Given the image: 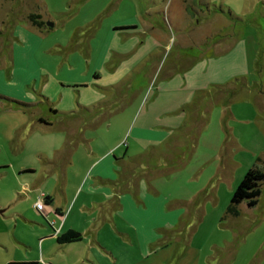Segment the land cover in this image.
<instances>
[{
    "label": "rangeland",
    "instance_id": "374dc122",
    "mask_svg": "<svg viewBox=\"0 0 264 264\" xmlns=\"http://www.w3.org/2000/svg\"><path fill=\"white\" fill-rule=\"evenodd\" d=\"M133 1L135 11L153 22L168 46L157 72L138 80L131 99L113 104L126 105L127 111H132L140 97L149 94L158 71L171 63L173 69L186 70L193 65L186 71H192L187 80L200 83L208 78L207 72L202 75L203 63L213 60L221 48L231 49L223 61L231 68L230 74L226 70L220 79L232 77L231 83L197 110L191 109L185 144L173 152L168 150L170 160L164 162L158 151L138 159V175L132 177L137 184L141 175V188L130 187L123 213L125 226H131V231L123 227L117 233L111 223L103 229L104 240L117 249L115 255L87 253L79 243L72 244L77 249L71 253L60 247L48 257L39 247L34 248L43 232L42 224L47 223L33 204L56 185L55 171L47 174L50 165H45L44 159L49 156L58 163L63 157L53 151L56 145L49 137L63 134L71 123L44 112L53 124H39L13 103L0 99V264H264V182L255 206L248 207L242 201L237 215L226 212L246 171L264 166V0ZM107 2L113 5L117 0H0V95L13 98L9 93L19 94L18 87L10 86L11 81L23 84L30 95H38L32 86H26L25 81L33 76L25 73L21 57H17L14 69L8 58L11 40L16 38L11 33L14 24L24 25L29 14L39 13L56 22L58 28L69 20L71 29H81L91 18L117 24L128 19L125 11L132 13L126 4L114 9ZM100 129L104 128L90 131L95 149ZM120 134L121 128L110 134V140ZM121 145L119 155L126 149ZM148 156L156 160L154 165L147 163ZM186 159L189 163L184 165ZM25 167L31 171L23 172ZM206 182L210 186L198 191ZM139 199L150 204L155 201L156 206L162 200L174 205L164 218L157 214L158 224H166L163 229L142 228L146 215L129 210ZM180 200H184L182 217L175 207ZM86 213L81 220H87ZM33 258L37 262L31 261Z\"/></svg>",
    "mask_w": 264,
    "mask_h": 264
},
{
    "label": "crops",
    "instance_id": "0c3cea01",
    "mask_svg": "<svg viewBox=\"0 0 264 264\" xmlns=\"http://www.w3.org/2000/svg\"><path fill=\"white\" fill-rule=\"evenodd\" d=\"M121 4H126L132 13L125 11L128 19L117 24L95 17L86 21L81 29H71L69 20L59 28L56 22L52 26L38 28L23 21L24 25L16 23L11 30L12 35H16L11 40L8 53L11 66L14 69L17 57H21L25 73L33 76V79L25 81L26 86H32L38 95H30L23 84L11 81L10 86L18 87L19 94L9 93L13 98H7L28 101H22L32 105L27 109L16 108L33 116L34 122L39 124H42L38 122L39 118L51 123L42 125L53 124L44 116V112L59 117L62 122L67 120L71 123V128L63 131V134L49 137L56 145L53 151L63 157L58 163L49 156L45 157L44 164L50 165L46 172L55 171L56 185L52 192L41 193L37 199L45 203L46 196L51 198L49 204L45 203L44 211L34 207L47 223L42 224L43 232L37 237L34 248L39 247L47 257L60 247L71 253L77 249L72 245L75 243L82 244V251L87 253L115 255L117 249L104 240L103 229L107 223H111L117 233L124 228L131 231V226H125L123 213L125 199L130 198V195L127 197L131 192L130 187H137L139 191L141 188V175L137 184L133 180L134 175H138V159L158 151L162 152L164 162L170 160L172 153L168 150L173 152L185 144L184 135L188 131L191 109L197 110L203 101L220 95L221 87L231 83L232 77L220 79L226 70L230 74L231 68L223 63L231 49L221 48L213 60L208 59L203 63L202 75L207 72L208 78L200 83L187 80V75L192 71H186L192 69L193 65L184 70V67L173 69L171 63L164 71H158L149 94L145 98V95L140 97L136 108L127 111L126 105L117 107L118 104H113L115 101H125L134 96L130 94L138 87L139 79L151 77L157 72L162 53L168 46L164 35L152 25L153 22L145 21L142 18L144 14L135 11L133 0H117L113 5L107 2L114 9ZM41 19L45 24L49 22L42 16ZM33 70H36V74ZM11 80H14L13 74ZM99 128L104 129L98 131L101 133L95 149L90 131ZM120 128L122 134L110 140V134ZM121 144L126 145V149L119 155L117 151ZM193 146L196 147V140ZM129 150H132L130 155ZM150 158L147 157V163L154 165L156 160ZM187 163L188 159L184 165ZM52 167H55L54 170ZM30 171L29 167L23 168V172ZM209 186L210 183L206 182L198 191L206 190ZM151 198L157 200L156 197ZM180 201L175 207L179 208L178 215L182 217L184 200ZM173 208L174 205L165 200L156 206L155 201L150 204L139 199L137 204L129 206L130 212L146 215L141 221L143 229H163L166 224H158L157 214L164 218ZM86 211L87 220H81ZM79 219L82 221L80 224L77 223ZM68 230L81 232L82 239L58 244L56 236ZM31 261L37 262V258Z\"/></svg>",
    "mask_w": 264,
    "mask_h": 264
},
{
    "label": "trees",
    "instance_id": "16d2710c",
    "mask_svg": "<svg viewBox=\"0 0 264 264\" xmlns=\"http://www.w3.org/2000/svg\"><path fill=\"white\" fill-rule=\"evenodd\" d=\"M27 21L32 26H36L38 28H46L45 21L41 19V14L32 13L27 16ZM0 99H6L8 102L13 103L15 106H18L21 109H27L32 106L29 103H24L22 101H18L15 99H9L0 95ZM55 111V110H54ZM38 122L46 125H50L51 123L46 121L43 118H39ZM264 182V166H253L246 171L243 178L235 188L230 198V203L227 206L226 212L231 215H237L238 209L237 206L242 202L246 201L248 207L255 206L258 202V198L261 194V186ZM50 197H45V203L49 204ZM82 239L81 232L75 230H68L62 234L56 236V242L58 244H65L71 242H77Z\"/></svg>",
    "mask_w": 264,
    "mask_h": 264
},
{
    "label": "built area",
    "instance_id": "2783aa9c",
    "mask_svg": "<svg viewBox=\"0 0 264 264\" xmlns=\"http://www.w3.org/2000/svg\"><path fill=\"white\" fill-rule=\"evenodd\" d=\"M34 207H35L37 210L43 212V211H44V208H45V203H44L43 201L39 200V201H37V202L34 204Z\"/></svg>",
    "mask_w": 264,
    "mask_h": 264
},
{
    "label": "water",
    "instance_id": "95a60500",
    "mask_svg": "<svg viewBox=\"0 0 264 264\" xmlns=\"http://www.w3.org/2000/svg\"><path fill=\"white\" fill-rule=\"evenodd\" d=\"M46 25L52 26V23L47 21Z\"/></svg>",
    "mask_w": 264,
    "mask_h": 264
}]
</instances>
